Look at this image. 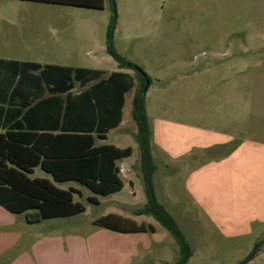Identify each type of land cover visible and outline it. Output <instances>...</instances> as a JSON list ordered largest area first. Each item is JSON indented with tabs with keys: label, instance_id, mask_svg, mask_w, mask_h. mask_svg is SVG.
Segmentation results:
<instances>
[{
	"label": "rangeland",
	"instance_id": "obj_1",
	"mask_svg": "<svg viewBox=\"0 0 264 264\" xmlns=\"http://www.w3.org/2000/svg\"><path fill=\"white\" fill-rule=\"evenodd\" d=\"M116 2V49L141 65L151 78L148 109L152 126L158 129L160 146L156 149H164L155 186L194 250L187 264H236L263 240L264 225L256 218L264 216V168H215L214 202L210 210H204L185 192L187 177L176 174L177 168H192L191 157L177 155L191 149L192 142L204 144L232 136L228 146L210 149V158L227 153L243 140V157L249 165L258 163L253 161L259 159L253 149L264 147V0ZM111 14L110 0H105L102 9L0 0V57L99 67L110 72L118 68L106 51ZM129 118L132 115L126 121ZM160 119L167 130H159ZM103 142L131 145L135 151L127 163L140 160L138 142L130 132L112 131L107 140H96V144ZM121 166L125 167V162ZM32 176L48 177L62 188L73 185L81 189L75 200L81 201L86 211L49 221L61 232L95 231L100 227L94 223L96 218L110 210L119 211L113 199L129 200L133 207L146 202L142 178L136 179L137 197L132 199L124 168L126 187L113 198H102L78 181L57 182L40 167ZM89 195L101 203L90 201ZM146 217L157 224L165 240L156 244L147 232L152 251L146 249L145 241L138 244L139 252L128 264L177 260L180 251L173 235L152 215ZM227 225L230 231L222 228ZM122 243L117 245L129 246ZM260 251L248 264H264V248ZM125 261L121 255L119 263Z\"/></svg>",
	"mask_w": 264,
	"mask_h": 264
},
{
	"label": "trees",
	"instance_id": "obj_2",
	"mask_svg": "<svg viewBox=\"0 0 264 264\" xmlns=\"http://www.w3.org/2000/svg\"><path fill=\"white\" fill-rule=\"evenodd\" d=\"M31 1L96 9L104 8L105 3V0ZM110 3L112 14L106 33V51L120 68L132 69L138 78L132 116L138 128L136 140L141 152L140 166L147 202L134 208L133 213L152 215L177 241L178 259L165 264H187L193 255L192 246L174 216L159 201L155 188L157 166L151 150L152 129L146 103L151 78L141 65L117 51L115 31L119 14L116 0H110ZM27 74L30 77H26ZM102 75L100 69L0 58V205L12 213H25L29 222L69 217L86 210L81 201H75L74 194L78 191L74 188L58 187L46 177H31L36 166L50 173L55 181L76 180L97 194L108 195L122 189L124 183L117 160L130 156L133 148L108 143L96 145L95 141L97 137L106 138L107 132L120 122L123 93L134 86V80L130 74L120 71L113 72L108 78ZM93 79L98 81L80 94L70 92L74 81L87 83ZM22 83L45 84L50 92L35 105V110L43 108L49 116L39 127L25 125L26 114L31 112V108H25L30 103H15ZM64 92H68L65 97L60 95ZM88 199L97 202L96 197ZM94 223L124 233L155 231L151 223H138L116 213L101 216ZM263 243L264 240L257 241L248 255L236 264L251 261Z\"/></svg>",
	"mask_w": 264,
	"mask_h": 264
},
{
	"label": "crops",
	"instance_id": "obj_3",
	"mask_svg": "<svg viewBox=\"0 0 264 264\" xmlns=\"http://www.w3.org/2000/svg\"><path fill=\"white\" fill-rule=\"evenodd\" d=\"M62 5H66V4H62ZM71 6H75V5H71ZM77 7H82V6H77ZM3 59L30 61V60H21V59H13V58H3ZM32 62H37V61H32ZM44 64H55V63H44ZM62 66H66V65H62ZM68 67H84L90 69L103 70L102 68L99 67H90V66L68 65ZM119 71L130 74L133 77L134 86L123 93L124 103L121 108V120L118 123V125L112 127L107 132L106 138L101 139L97 137L96 140L97 139L103 141L107 140L109 134L112 131H118V130H120L121 132H130L136 138V133L138 131V128L133 116L132 118H129L126 121L127 117H130L132 115L133 97L138 84V78L136 73L132 69L120 68L118 65L117 69H114L110 72H106L105 70H103L102 77L108 78L113 72H119ZM34 73H38V72L35 71ZM26 77H30V74H27ZM97 81L98 79H93L85 83V81L76 80L74 81L73 87L70 89V92L74 95L80 94L85 89L95 84ZM77 87H79V89H77ZM149 88L147 90V94ZM41 93L42 95H40ZM67 94L68 92H64L61 93L60 95L65 97L67 96ZM147 94H146V103H147ZM49 95L50 92L48 91V88L45 84L43 85L39 83L37 85H29L27 83L20 84L15 103L18 105L20 104L25 105L28 102L30 103V105L25 108V109L31 108L30 114H26L25 117L27 121L25 125L27 127H32V128L39 127L40 125L45 124V122L48 121L49 118L48 113L44 112V110H42L43 108L35 110V105L40 99L44 97H48ZM147 112L152 129L151 150H152L153 159L157 166L156 169L157 171L159 168V160L161 161L163 157L164 149H160L158 147L156 149V145L160 146V139L158 137L157 127L152 126V120L148 109V103H147ZM158 123H159L158 127L160 131L163 128L164 130H167L166 124H164V120L162 121L160 119ZM211 140L212 141H209L208 143H204V144H200L197 141L192 142L191 149L183 151L179 155H177V157L182 155H190L191 157L192 168H177L176 174L187 177L186 180L188 179V181H187V185L185 184V192H187L189 197L192 199L193 204L197 208L201 207L204 210H210L211 204L214 202L215 195L212 186L216 181L214 177L215 168H264L263 146L261 145H259L258 147L255 146V148L253 149L255 157H259V159L253 160V161H258L256 166H254L252 165V163L249 165L247 159L243 157L245 156L243 155L244 154L243 147L245 145V142L243 140L237 143L236 146H234L232 149L227 150L226 151L227 153H222V155L215 154L214 157L210 158V152L213 149L216 150L217 147L228 146L227 144L228 143L230 144L231 141H233L232 136H229V138L223 140H217V139H211ZM102 144H107V143L103 142L96 145H102ZM108 144H114L115 146L120 148L131 146V145H124L122 143L119 144L108 143ZM131 147L133 148V153L128 157L118 159L117 164L120 166L122 179H123V168H124V172L127 174L129 180L128 185L132 193V199H135L137 197V186H138L136 179L142 178L143 180V175L141 171L140 160H137L135 163H127L128 159L134 154L135 151L134 147L133 146ZM140 156H141V152H140ZM122 162H125V167L121 166ZM37 167L40 166L34 167L33 172L30 173L31 177H40V176H32V174L35 171V168ZM63 182H67V181H63ZM154 182H155V174H154ZM123 183L124 185L122 189L117 192L108 195H101L97 193L94 194L99 195L102 198L116 197L125 189L126 182L124 181V179H123ZM69 188H74L75 190L78 191L76 193H79L81 195V189L79 187L71 185ZM69 188H64V189H69ZM75 194H74V199H75ZM90 196L95 197L94 195H89V197ZM96 198L99 201V203H101V200L98 197ZM75 201H79V200H75ZM112 201L119 208V211L110 210L101 216H105L110 213H116L124 217L133 219L138 223L141 222L151 223L155 226V231L151 232V237L153 238L155 243L161 244L165 240L166 236L164 233L160 234L158 232L157 224H155L152 220H150L151 218L146 217L151 215L133 213V209L138 207H133V203H131V201L129 200L116 198L113 199ZM159 201L167 208L166 204L163 201H161V199H159ZM146 202H147V197H146ZM146 202L144 203V205L146 204ZM167 210L174 216L177 223L179 224L176 216L168 208ZM52 219L53 218L43 219L33 224L27 220L25 213H12L9 210H7L5 207L0 205V264H104L103 260L106 261V264H120L119 261L121 255H123L124 259L126 260L123 264H128L131 261V256H134L135 254H137V252H139V247H137L138 244L145 241L147 243L146 249H148V251L150 252L152 251V247H153L152 242L150 240V237H148L147 232L124 233L101 226L89 234H81L78 232H70V231L61 232L57 230L56 228L57 225L55 227L50 225L49 221H51ZM223 220L225 221L226 219L223 218ZM256 221L264 225V216L256 218ZM239 222L240 221L237 222L235 221L234 223H239ZM234 226L240 227V224H234ZM222 228H224L225 231L229 230L228 225L222 226ZM220 233L226 236L225 232L221 231ZM262 235L263 233H260L261 238ZM260 237L258 236V238ZM263 240H264V236H263ZM121 242H125L122 244H126V245L129 244V246L127 248L126 247L121 248L117 245ZM262 248H264V243L261 246V249ZM193 256H194V250H193V255L191 256L189 261L193 258ZM113 261H115V263ZM161 261L163 264H165L166 262L171 263V261L168 260H161Z\"/></svg>",
	"mask_w": 264,
	"mask_h": 264
},
{
	"label": "water",
	"instance_id": "obj_4",
	"mask_svg": "<svg viewBox=\"0 0 264 264\" xmlns=\"http://www.w3.org/2000/svg\"><path fill=\"white\" fill-rule=\"evenodd\" d=\"M147 88H148V82H147V85L145 86L144 90L146 91V90H147Z\"/></svg>",
	"mask_w": 264,
	"mask_h": 264
}]
</instances>
